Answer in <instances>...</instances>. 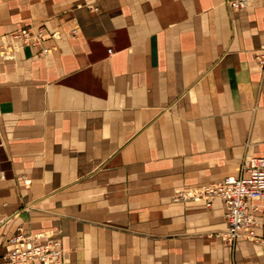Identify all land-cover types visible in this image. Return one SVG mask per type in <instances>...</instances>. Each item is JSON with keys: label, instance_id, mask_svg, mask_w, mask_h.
I'll list each match as a JSON object with an SVG mask.
<instances>
[{"label": "crops", "instance_id": "obj_1", "mask_svg": "<svg viewBox=\"0 0 264 264\" xmlns=\"http://www.w3.org/2000/svg\"><path fill=\"white\" fill-rule=\"evenodd\" d=\"M263 50L264 0H0V261L264 264L191 195L264 157Z\"/></svg>", "mask_w": 264, "mask_h": 264}, {"label": "built area", "instance_id": "obj_2", "mask_svg": "<svg viewBox=\"0 0 264 264\" xmlns=\"http://www.w3.org/2000/svg\"><path fill=\"white\" fill-rule=\"evenodd\" d=\"M235 9L242 7V2L232 3ZM42 29L35 32L33 41L24 31L17 35L23 43L32 46H41L43 42ZM51 49L42 48L40 55H47ZM257 62L264 65V50L257 56ZM194 192V194H193ZM191 195L205 203V207L211 205V201L218 199L224 205V217L227 228L221 233L224 242L232 245L237 239H243L247 243H255L264 246V237L256 233L259 224L253 215L260 214L264 219V203L256 204L264 198V157H248L240 164L239 175L234 178H224L216 184L194 190ZM264 231V224L260 226ZM22 237H14L10 241L11 248L0 261V264H28L34 260L42 264H58L61 251L56 243H48L46 246L29 249L17 248Z\"/></svg>", "mask_w": 264, "mask_h": 264}, {"label": "rangeland", "instance_id": "obj_3", "mask_svg": "<svg viewBox=\"0 0 264 264\" xmlns=\"http://www.w3.org/2000/svg\"><path fill=\"white\" fill-rule=\"evenodd\" d=\"M199 190V189H198ZM193 194H194V192H193Z\"/></svg>", "mask_w": 264, "mask_h": 264}]
</instances>
